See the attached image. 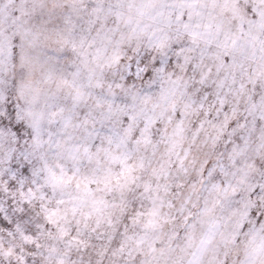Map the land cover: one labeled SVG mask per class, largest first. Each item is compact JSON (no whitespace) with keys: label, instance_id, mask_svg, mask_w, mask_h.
<instances>
[{"label":"clouds","instance_id":"obj_1","mask_svg":"<svg viewBox=\"0 0 264 264\" xmlns=\"http://www.w3.org/2000/svg\"><path fill=\"white\" fill-rule=\"evenodd\" d=\"M0 264H264V0H0Z\"/></svg>","mask_w":264,"mask_h":264}]
</instances>
